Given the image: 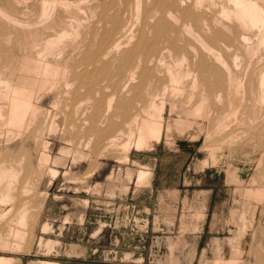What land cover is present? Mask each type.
Masks as SVG:
<instances>
[{
	"label": "bare ground",
	"instance_id": "bare-ground-1",
	"mask_svg": "<svg viewBox=\"0 0 264 264\" xmlns=\"http://www.w3.org/2000/svg\"><path fill=\"white\" fill-rule=\"evenodd\" d=\"M170 97L192 106L198 124L210 122L208 140L223 141L211 145L210 160L245 140L248 131L236 130L242 123L264 132V0H0V139L12 154L0 166V206L8 207L0 223L13 216L0 232V250L24 252L33 233L31 204L15 206L44 178L53 147L46 128L56 134L63 118L72 132L67 144L79 150L74 164L91 146L121 149L127 163L133 149L160 142ZM23 129L39 145L36 165ZM258 154L255 171L263 167L264 151ZM70 155L54 163L64 166ZM58 172L51 169V177ZM150 174L142 166L138 183ZM17 258L0 255V264H20Z\"/></svg>",
	"mask_w": 264,
	"mask_h": 264
},
{
	"label": "rangeland",
	"instance_id": "rangeland-1",
	"mask_svg": "<svg viewBox=\"0 0 264 264\" xmlns=\"http://www.w3.org/2000/svg\"><path fill=\"white\" fill-rule=\"evenodd\" d=\"M168 102L165 117L177 118L179 123L186 125L198 122L190 116L193 107H186L184 99L170 97ZM219 117L217 113L215 119ZM1 121L0 129H3L5 123ZM63 122L62 118L57 133L51 136H48V128L44 127L45 131L41 128L40 135H45L46 139L49 137L53 142L45 179L34 185L31 196L18 195L17 201H20L16 202V210L18 203L28 201L33 214V233L25 247L29 252L15 254L21 258V264L37 260L55 261L57 264H212L216 255V241L222 248L223 256L231 255L228 238L237 230L233 213L239 216L238 213L242 212L245 205L250 207L247 213L250 226L240 239V257L243 264H264V161L263 167H260L263 172L260 169L254 170L261 156L258 153L264 151L262 129L253 132L247 122L241 125L238 123L239 127L234 125L231 130L234 127H237L236 130L241 128L243 135H254L257 141L250 143V137L246 139L247 134L245 140L224 146V154L217 149L220 153L217 152V157L212 160L209 158L211 145L217 146L215 143L220 145L223 141L216 139L214 143L212 139L206 138L211 128L210 122L206 121L199 122L203 124L199 126L202 135L195 143L190 136L195 131L185 135L174 132L170 140L163 138L152 149H133L131 160L127 163L119 162L123 155L121 149L101 153L98 147L91 146L87 151L83 150L87 157L74 164L73 154L79 150L77 145L67 144V141L72 140V132L63 127ZM13 129L18 130L16 127ZM24 135H27L25 147L31 155L30 160L36 165L41 155L35 151L38 143L30 138L29 133ZM251 144L259 147H252ZM9 148L10 144L5 146V139H0V166L10 161ZM63 150L71 154L70 158L66 165L57 166L54 160L64 156ZM253 150L257 154L254 160L250 158V151ZM213 152L216 149L211 152L215 155ZM204 159L207 164L205 169L201 166ZM140 165L152 171L150 178L144 184L134 182L133 179L126 192L116 189L112 194V184L107 175L112 171L124 174L128 167L135 169ZM231 166L237 169L241 179L238 184L230 180L234 177L228 172ZM51 169L58 170L59 174L61 170L67 172L48 188L46 181L51 177ZM252 176H256L259 183V180H263L261 186L258 183L256 187H251ZM26 179L24 175L21 183ZM19 187L18 191L21 189ZM249 188V204H244V195ZM1 189H4L3 185ZM256 189L260 190L257 196L254 195ZM41 190L47 191L46 198L40 195ZM170 190L178 192L175 198L169 194ZM7 209L6 206H0V210ZM198 211L201 213L200 218L196 217ZM10 217L0 223V232L8 230L13 220V216ZM44 223L50 226L46 232L42 229ZM49 240L54 241L50 251L47 247ZM171 244H174L173 249ZM3 253L0 250V254ZM226 264L229 262L226 261Z\"/></svg>",
	"mask_w": 264,
	"mask_h": 264
},
{
	"label": "crops",
	"instance_id": "crops-1",
	"mask_svg": "<svg viewBox=\"0 0 264 264\" xmlns=\"http://www.w3.org/2000/svg\"><path fill=\"white\" fill-rule=\"evenodd\" d=\"M177 122H178L177 118H173V117H170V116L166 117V123H165L163 135H162V138H161L160 142H162L163 138H166L167 140H170L172 138L174 132L179 133L180 135H185L187 133H190L192 130L195 131L194 134H190L191 141L193 143H195L196 141H198L201 138L202 129L199 128L200 124L194 123L192 125H186L185 123H179V122L177 123ZM160 142H158V143H160ZM119 162L120 163H123L121 161H119ZM203 163L204 164L206 163V159H204V160L201 161V166L203 165L202 168L203 167L206 168L207 165L205 164V166H206L205 167ZM141 168H142L141 165H140L139 168L137 167L135 169L128 167L125 170V173L124 174H121L120 172L117 173V174H115L114 171H112L111 173H109L107 175V179L112 184V194L115 193L116 189H120V191L126 192L129 189V184L133 181V179H134V182L136 181L138 183V177H137V175H138V172H139V170ZM65 172L61 170L60 174L58 173V175L55 178L50 177V179L48 181H46V187H48V188L51 187L53 185V183L55 182V180L60 175L65 174ZM228 172L232 176H234V178L233 177L230 178V180H232L234 183L238 184L241 181V179L237 175V169L230 170V168H229L228 169ZM151 173H152V171H151ZM177 193L178 192L175 191V190H170L169 191V194L172 197H174V198L177 196ZM244 197H245L244 204H249L247 197L250 198V188L248 189V191L244 195ZM45 201H46V199H45ZM45 201L43 202V206L45 204ZM43 206H42V208H43ZM166 208L169 209L168 206H166ZM249 208H250L249 205H247V206L245 205V207L242 210V212L241 213H238L239 216H237V215H235L233 213V219H234L233 222L236 224L237 230H235L233 236H231V237L228 238V242H229V244L231 246V250H232L233 253L231 252V255L229 257L223 256V254L221 252L222 251V248H221L219 242L216 241L217 242L216 255H215V257L213 258V260L211 262L212 264H216L219 260H223V259H224V261L229 262V264H243L242 263L243 260L240 257V253H241V249H240V239L242 237H244V235L246 234L247 228L250 226V221L248 220V217H247V213L249 211ZM0 211H2V210H0ZM196 215H197L196 217H199L200 218V215H201L200 211L196 212ZM238 217H239V221H238ZM42 229H43L44 232L48 231L50 229L49 224L48 223H44L42 225ZM40 244H41V242H40ZM53 245H54V241L53 240H49L48 243H47V247H48L49 251L53 247ZM173 245L174 244H171V249H173V247H174ZM3 252L4 253L3 254H0V255L17 258V256H15V254H17V255H20V254L21 255L22 254H28L29 251L25 250L22 253L21 252H9V251H3ZM170 257H172V254H171ZM19 258H17V259H19ZM19 260H21V258ZM46 263L47 264H57L55 261H49V260L30 261L28 264H46ZM20 264H21V261H20Z\"/></svg>",
	"mask_w": 264,
	"mask_h": 264
}]
</instances>
